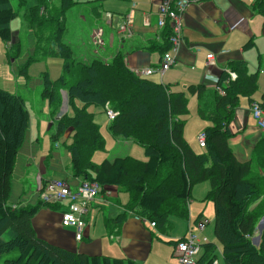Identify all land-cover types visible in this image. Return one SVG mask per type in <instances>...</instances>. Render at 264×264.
Returning a JSON list of instances; mask_svg holds the SVG:
<instances>
[{"label":"trees","instance_id":"obj_1","mask_svg":"<svg viewBox=\"0 0 264 264\" xmlns=\"http://www.w3.org/2000/svg\"><path fill=\"white\" fill-rule=\"evenodd\" d=\"M48 1L33 0L25 15L36 34L50 28L54 45L49 55L62 59V74L54 81L45 75L41 95L48 101L50 127L55 124L51 141L56 143L68 130L72 133V142L67 146L71 175L97 182L100 192L114 185L128 193L129 202L123 206L126 212L153 222L161 233L172 230L170 216L188 217L192 188L207 181L210 187L205 200L214 207V234L222 245L224 263L264 264V228L259 248L249 243L257 222L264 216V199H260L264 197V177L255 176L251 162H239L228 145V125L239 106V98L247 97L253 102L251 97L258 87L257 71H249L243 60L231 61L229 71L235 73V79L225 71L219 74L213 88L189 84L185 91L172 92L162 83L136 75L125 64L122 53H117L110 62L97 58L90 62L78 60L71 48L61 42L63 14L76 2L60 0L59 7H51ZM99 1L85 3H94L91 10L98 12ZM40 8L50 13L49 16L39 18ZM250 8L264 16V0H252ZM15 17L10 0H0V39L10 47L14 45L10 23ZM160 36L161 42H153V47L162 54L170 45L168 33ZM252 45L251 38L243 49ZM18 54L19 45H16L12 58ZM61 91L66 92L73 115L65 112L57 118ZM188 95L196 96L200 118L211 122L203 132L205 151L202 153L195 152L183 136L182 117L188 114ZM77 102L80 106L76 107ZM90 106L103 109L108 106L116 112L108 124L109 132L115 139L143 147L147 159L140 161L126 156L93 163V153L104 149L105 140L99 125L93 121V113L87 111ZM27 123L28 112L21 98L0 90V260L3 264H136L125 258L70 251L40 238L32 219L45 204L42 200L34 206L8 205L11 176ZM125 213L107 220V224H113L110 234L117 233ZM7 231L11 233L10 239L4 240ZM202 246L199 263L211 264L216 259V245ZM3 254H7L5 259Z\"/></svg>","mask_w":264,"mask_h":264},{"label":"crops","instance_id":"obj_2","mask_svg":"<svg viewBox=\"0 0 264 264\" xmlns=\"http://www.w3.org/2000/svg\"><path fill=\"white\" fill-rule=\"evenodd\" d=\"M86 1L90 0L82 1L83 4L81 5L87 6L89 19L93 17L95 23L100 24L104 0L99 1L101 8L98 9V12L91 10V7L95 5L94 3H85ZM119 1L122 3L118 4L117 10L127 9L128 11L119 13L117 16H113L115 12H110L112 14L110 24L107 20L106 23L112 27L113 33L109 34L108 48L114 44L115 28L112 26L114 18L120 21L118 24L120 25L124 18L129 16L133 33L130 37L120 40L118 30H116L117 49L109 55L110 59L104 57L102 60L110 62L117 53H122L125 64L132 71L135 68L144 67L157 69L161 54L154 49L153 42H161L160 34L169 33L168 27H164L162 30L157 27L156 13L160 0ZM126 2H130V4H125ZM251 2L252 0H202L199 3L189 5L184 14L182 44L176 55L175 63L161 75L154 72L145 78L168 86L172 92L185 91L189 84H204L206 87L213 88L219 74L229 71L231 61L243 60L246 62L249 71L259 70L257 75L258 87L251 97L252 101L264 102V16L251 10ZM257 15L262 18L263 39L261 40L258 39V29L252 25ZM80 16L86 20L85 16L82 14ZM144 17L148 18L149 26L143 25ZM251 38L253 45L243 49L244 44ZM208 53L214 54V64L207 70L204 68V64ZM180 83L184 86H180ZM193 97L196 99V96L193 95ZM196 103L197 101L195 107ZM250 103L247 97L239 98V106L228 125L230 133L228 145L239 162H251L252 169H255V176L264 177V133L255 125L249 110ZM66 110L67 105L63 111ZM185 117L186 115L182 118L185 120ZM190 123H195L196 129L194 131L189 129ZM208 125L211 123L205 122V120L200 122L194 116L192 121L185 122L183 136L194 151L198 150L194 138L196 132ZM118 141H122L123 144H132L129 141ZM29 173L32 177V185L40 192L42 185L49 179H44L43 169L39 164L28 165L26 175ZM68 176V179L65 180H70L72 187L77 186L82 181L81 178L73 177L70 173ZM195 187L192 188V191ZM204 188L206 186H203V191L195 197L196 201L202 199L207 192V190L204 191ZM121 192L122 190L117 186H106L88 204L86 215L88 227L79 240L75 239L72 228H65L60 224L63 204L52 207V205L46 206L48 204L45 203L33 217V227L40 238L75 252L125 258L136 264H178L174 255V234L162 235L159 233V229L151 227L147 222L136 221L123 207L122 203L127 200L128 196L124 191L119 196ZM119 197L121 201H119ZM260 199L263 201L264 198L261 197ZM196 201L192 209L190 206V217L188 218L190 222L191 219L196 220L198 216H201L199 213L205 209L202 208V204ZM123 213L126 217L122 220L117 233L110 234L113 224L110 222L107 224V220L117 218ZM97 215H100L101 218L99 226L95 230V225L93 229L91 228L89 217H96ZM172 245H174L173 250ZM217 262L220 264L218 259Z\"/></svg>","mask_w":264,"mask_h":264},{"label":"rangeland","instance_id":"obj_3","mask_svg":"<svg viewBox=\"0 0 264 264\" xmlns=\"http://www.w3.org/2000/svg\"><path fill=\"white\" fill-rule=\"evenodd\" d=\"M74 1L77 3L66 9L63 14L62 20L64 23V31L61 36V42L71 48L78 60L90 62L94 58L102 59L106 57L107 59H110L109 55H111L118 46L116 30L119 29L121 24L118 25L120 21H118L117 18L113 19L112 26L115 28L114 44L112 47L108 48L109 45L107 43L109 40V34L111 35L113 33V29L106 23V15L107 13L115 12L113 16H117L119 13H126L128 10H117L118 4L122 3L119 0H104L102 21L100 24H96L93 17H91L92 19H89V10L87 6L81 5L83 4L82 1L85 0ZM48 2L51 7L60 6V0H50ZM10 3L16 12V17L10 23V29L13 33L12 45H14L13 47H10V44H6L0 39V90L21 98L22 103L28 112V123L11 176V191L7 203L8 205L26 207L29 205H36L41 200L40 194L43 192V190H40L39 192L32 185L31 174L29 173L26 175L28 165L39 164L43 169V177L45 180H65L66 178L68 179L69 173L71 175L70 155L67 151V146L72 142V133L70 134V131L68 130L64 136L60 137L56 142L58 147L55 145L56 143H53L50 139V135L55 132V124L51 125L48 129L49 123L52 122V119L50 117L48 101L43 99L41 95L44 88V76L46 75L50 80L54 81L62 74V59L49 55L50 47L54 45V39L52 38L50 28H44L36 34L34 28L30 27L25 14L26 9L33 3V0H10ZM125 4L129 5L130 2H126ZM49 14L50 13H47L43 8H40L37 13L39 18L44 17L45 15L49 16ZM81 14L86 17V20L81 18ZM252 25L256 26V29L259 31L258 39H263L261 16L257 15ZM99 29H102V39L104 42L102 48H97L92 43V32ZM16 45H19V54L16 58H12L15 53ZM258 74L259 70L257 71V75ZM182 85L184 86V84L180 83V86ZM60 95L62 98L63 93L60 92ZM188 101L189 112L185 117V122L188 120L192 121L193 116L200 122H203L204 119H201L196 111V99L192 95H188ZM77 106H80L79 102H77L76 107ZM87 111L90 113L93 112L95 115L93 121L95 124L99 125L100 133L105 140L104 149L93 153L91 158L93 163L99 164L104 159L111 160L114 157L126 156L134 157L140 161H145L147 159L143 147L135 143L123 144L122 141H118V139H115L111 135L108 130V123L110 120L106 115L105 109L90 106L87 108ZM66 112L69 116L73 115V110L69 109V107H67ZM205 122H207V120H205ZM209 126L210 125L200 129V131L196 132L194 136L198 149L195 151H199L197 153L205 151L204 148L202 149L199 147L197 137ZM189 129L194 131L196 129L195 123H190ZM68 183L71 184L72 182L68 180ZM196 185V187L194 186L195 189L192 191L189 202L190 204H188V217L183 218L178 215L170 216L169 220L173 223L172 230L167 233L159 232L160 234L165 236H168L167 234H174V240H179L184 237L190 222L188 220L190 217V206L191 209L194 207L196 201L195 197L203 191V186H206L204 191H208V188L210 187L208 182H201ZM122 194L123 191L119 193V196ZM126 194L128 197L124 203L121 202L123 205H126L129 202V195L128 193ZM206 194L207 192L202 199L196 201L202 204V208H205L202 213H199L201 216L196 220L206 222V226L203 230H199L196 227V220L191 219V227L201 241L216 245L214 254L220 264H225L221 256L222 245L214 234V207L212 202L205 200ZM119 201H121L120 197ZM50 205H52V207H57L53 206V204H48L46 206ZM100 218V215L89 217L92 229L94 228V225L95 230L97 226H99ZM147 223L149 224V221H147ZM258 223L259 222H257L254 233L249 241L250 245L256 249L259 248L260 243V241L259 243L256 242V236L259 234L257 228ZM10 234V231L4 233L3 239H10ZM173 246L174 245H172V250ZM6 257L7 254H3L2 258L5 259ZM0 264H3L2 260H0Z\"/></svg>","mask_w":264,"mask_h":264},{"label":"built area","instance_id":"obj_4","mask_svg":"<svg viewBox=\"0 0 264 264\" xmlns=\"http://www.w3.org/2000/svg\"><path fill=\"white\" fill-rule=\"evenodd\" d=\"M202 0H160L157 8V27L162 30L164 27L169 28L168 42L170 48L162 53L159 66L157 69L151 67L135 68L133 71L136 75L143 77L150 75L154 72H158L160 75L173 66L175 63L176 55L182 44V29L184 14L187 7L191 4L199 3ZM107 21L110 24L112 15L107 13ZM144 26H149L148 18L144 17ZM133 26L129 16H126L119 26L118 33L120 40L128 38L132 35ZM92 43L97 48H101L103 45L102 30H94L92 32ZM214 64V54L208 53L206 55V62L204 64L205 69L211 68ZM231 79H235L236 75L233 72H229ZM250 114L255 121L257 128L264 133V102L253 101L250 104ZM106 115L109 120H113L117 115L108 106L105 108ZM199 147H205V135L200 134L198 137ZM57 146V144H56ZM42 194H40L41 200L45 203H58L63 204V210L60 213V224L65 228H72L74 230V236L76 240L81 239L83 232L88 227L86 215L88 212V204L94 200L99 192L100 186L97 182L83 180L77 186L72 187L66 180H50L42 186ZM130 215L134 217L136 221L147 222L145 219L140 218L137 215ZM151 227H154L153 222H149ZM206 226V222L196 221V227L199 230H203ZM197 234L191 227L189 222L188 230L183 239L176 241L174 246V255L176 256L179 264H200L199 258L202 255L203 244ZM211 264H218L217 260H214Z\"/></svg>","mask_w":264,"mask_h":264},{"label":"water","instance_id":"obj_5","mask_svg":"<svg viewBox=\"0 0 264 264\" xmlns=\"http://www.w3.org/2000/svg\"><path fill=\"white\" fill-rule=\"evenodd\" d=\"M63 95H62V103H61V106H60V111H59V115H62L64 114L66 111H63V109L66 107L67 105V96H66V92L65 91H62ZM258 230H259V234L256 236V242L259 243L260 241V235H261V232L264 228V216L260 219L259 223H258Z\"/></svg>","mask_w":264,"mask_h":264},{"label":"clouds","instance_id":"obj_6","mask_svg":"<svg viewBox=\"0 0 264 264\" xmlns=\"http://www.w3.org/2000/svg\"><path fill=\"white\" fill-rule=\"evenodd\" d=\"M66 103H67V102H66ZM67 107H68V105H67ZM59 111H60V110H59ZM60 116H61V115H60ZM60 116H59V114L57 115V117H60ZM56 144H57V143H56ZM56 144H55V145H56ZM49 181H50V180H49ZM66 181H67V180H66ZM82 181H83V180H82ZM67 182H68V181H67ZM45 183H46V182H45ZM43 185H44V184H43ZM43 185H42V186H43ZM40 190H42V187H41ZM44 203H45V202H44ZM49 204H58V203H49Z\"/></svg>","mask_w":264,"mask_h":264}]
</instances>
